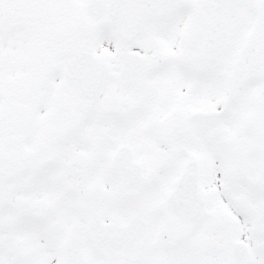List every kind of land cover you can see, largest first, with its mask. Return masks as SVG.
I'll return each instance as SVG.
<instances>
[{
  "label": "snow or ice",
  "instance_id": "1",
  "mask_svg": "<svg viewBox=\"0 0 264 264\" xmlns=\"http://www.w3.org/2000/svg\"><path fill=\"white\" fill-rule=\"evenodd\" d=\"M0 264H264V0H0Z\"/></svg>",
  "mask_w": 264,
  "mask_h": 264
}]
</instances>
